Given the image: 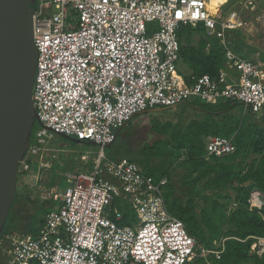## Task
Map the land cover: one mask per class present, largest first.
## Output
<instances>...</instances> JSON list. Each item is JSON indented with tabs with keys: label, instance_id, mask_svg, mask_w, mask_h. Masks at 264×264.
<instances>
[{
	"label": "built area",
	"instance_id": "built-area-1",
	"mask_svg": "<svg viewBox=\"0 0 264 264\" xmlns=\"http://www.w3.org/2000/svg\"><path fill=\"white\" fill-rule=\"evenodd\" d=\"M183 26H201L219 40L225 69L216 78L191 77L188 83L178 72L177 31ZM245 26L237 12L227 18L211 12L209 0H36L32 102L39 125L18 182L27 185L36 164L40 197L59 206L43 216L36 237L13 233L0 239V264H195L210 254L219 260L224 239L207 251L168 213L167 177L154 180L134 162L111 161L104 149L133 117L155 108L175 109L197 99L264 111L263 72L227 44V34ZM54 135L99 147L95 157L80 156L85 169L67 176L61 195L44 176ZM206 144L208 156L234 151L229 139L209 138ZM118 198L133 210L132 225L118 224L123 217L114 206ZM251 206L264 202L253 194ZM252 251L264 253V239Z\"/></svg>",
	"mask_w": 264,
	"mask_h": 264
},
{
	"label": "trees",
	"instance_id": "trees-1",
	"mask_svg": "<svg viewBox=\"0 0 264 264\" xmlns=\"http://www.w3.org/2000/svg\"><path fill=\"white\" fill-rule=\"evenodd\" d=\"M177 38L178 64L188 68L189 74L184 76L188 83L191 77L216 78L225 69L223 47L218 39L208 37L203 27H180ZM175 109L165 120L158 114L169 117L170 108L143 112L158 111L151 118V129L162 138L145 145L144 158L129 161L154 180L167 177L163 192L166 209L183 223L198 245L213 251L215 241L225 240L219 260L210 254L207 259L197 258L195 264H264V253L252 251V245L264 239V206H251L253 194L264 202V111L256 114L245 111L239 103L221 101L210 105L196 99ZM214 137L231 140L234 151L223 157L208 156L206 143ZM152 159L160 162L152 163ZM55 186L57 178L52 173L49 187ZM46 204L35 228L25 229L28 224L21 212L30 207L31 201L18 189L1 239L16 233L10 225L21 217L25 220L21 219L24 227L20 234L36 237L43 216L55 209L53 202ZM114 206L123 216L119 225L137 221L125 199L118 198Z\"/></svg>",
	"mask_w": 264,
	"mask_h": 264
},
{
	"label": "water",
	"instance_id": "water-1",
	"mask_svg": "<svg viewBox=\"0 0 264 264\" xmlns=\"http://www.w3.org/2000/svg\"><path fill=\"white\" fill-rule=\"evenodd\" d=\"M35 7L36 0H0V239L17 192L19 165L39 125L32 102Z\"/></svg>",
	"mask_w": 264,
	"mask_h": 264
},
{
	"label": "rangeland",
	"instance_id": "rangeland-1",
	"mask_svg": "<svg viewBox=\"0 0 264 264\" xmlns=\"http://www.w3.org/2000/svg\"><path fill=\"white\" fill-rule=\"evenodd\" d=\"M241 0H209L210 11L213 13L218 14L223 18H227L231 12L239 13V16L243 20V17L246 18V21H250V17L252 14L263 15L264 14V5L260 7L254 8L253 11L248 12L249 10H245V14L241 9ZM246 5V4H244ZM241 11V12H240ZM243 15V16H242ZM244 21V20H243ZM246 21H244L246 23ZM178 72L185 76L189 74L188 68L184 65L179 63L178 64ZM196 101L201 102L196 99ZM221 102V101H220ZM202 103V102H201ZM204 103V102H203ZM176 109H170L169 117H166L167 114H158V116L165 120L166 118L172 117V114L175 112ZM158 111H150L147 113H141L133 117L130 122L119 132L115 142L110 146L104 149L105 156L111 161H118L122 159H136V158H144L145 157V145L151 146L153 142L162 138L161 135L154 133L151 129V118L156 115ZM33 131V136L35 135V131L38 129L37 125L35 126ZM35 137V136H34ZM52 147L55 148L56 154L60 155V157L53 162V168H51L44 172V176L50 177L51 172L56 174L57 178V186H55V192L59 193L60 195L64 193L65 189L67 188V176L74 175L76 173H80L84 171L85 167L84 164L80 162V156L85 155L88 152L93 153V157L99 151V147L95 145H90L88 143H78L74 140L55 136L54 139L51 141ZM49 147V146H48ZM61 151V152H59ZM46 158V157H45ZM152 163H158L160 160L152 159ZM57 164V165H56ZM37 171L36 164L32 167L30 172V177L27 178L25 183L18 182L17 190L19 189L20 192H26L29 200L31 201V205L29 208L22 210V220L26 221L28 226L24 227L23 222L21 219L13 222L10 225V228L18 234L21 233V228H35L38 224V220L41 219L40 216L42 209H46L47 202H53L52 200H43L39 194L43 193L42 191H37L36 180H35V172ZM47 183V182H46ZM45 183V184H46ZM30 186H33L30 188ZM49 188V187H48ZM52 188V187H50ZM37 191V192H36ZM48 191V189L44 190ZM38 193V194H37ZM34 201V202H33ZM45 202L42 203V202ZM27 203V201H25ZM55 207L59 206V202H53ZM40 216V217H39ZM28 220V221H27ZM29 222L31 223L29 226ZM41 229V228H40ZM40 231V230H39ZM38 231V233H39ZM2 251L0 250V253Z\"/></svg>",
	"mask_w": 264,
	"mask_h": 264
},
{
	"label": "crops",
	"instance_id": "crops-1",
	"mask_svg": "<svg viewBox=\"0 0 264 264\" xmlns=\"http://www.w3.org/2000/svg\"><path fill=\"white\" fill-rule=\"evenodd\" d=\"M241 1V9L243 10L244 14L245 10H249L248 12H250L253 11L254 8H258L261 5H264V0ZM258 13L252 14L250 17V21H246V18L243 17V20L246 21V26L242 30L228 33L227 44L231 50L240 55L242 58L248 59L259 66V68L263 72L262 81L264 83V14L257 15ZM55 136L57 135H54L48 141L49 147L45 158V160L51 164L52 168L53 164H55V162H53L54 159L57 160L60 157V155H55L56 150L51 145V141Z\"/></svg>",
	"mask_w": 264,
	"mask_h": 264
}]
</instances>
